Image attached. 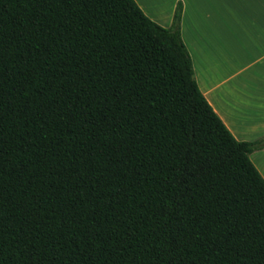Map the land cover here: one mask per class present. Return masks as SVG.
<instances>
[{
  "label": "trees",
  "instance_id": "trees-1",
  "mask_svg": "<svg viewBox=\"0 0 264 264\" xmlns=\"http://www.w3.org/2000/svg\"><path fill=\"white\" fill-rule=\"evenodd\" d=\"M181 15L0 0V264H264V138L206 100Z\"/></svg>",
  "mask_w": 264,
  "mask_h": 264
},
{
  "label": "crops",
  "instance_id": "crops-1",
  "mask_svg": "<svg viewBox=\"0 0 264 264\" xmlns=\"http://www.w3.org/2000/svg\"><path fill=\"white\" fill-rule=\"evenodd\" d=\"M135 1L164 27L181 3V37L200 91L237 140L264 138V0ZM249 157L264 178V147Z\"/></svg>",
  "mask_w": 264,
  "mask_h": 264
}]
</instances>
